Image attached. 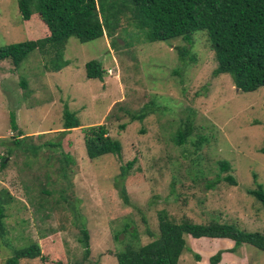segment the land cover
<instances>
[{
	"label": "rangeland",
	"instance_id": "374dc122",
	"mask_svg": "<svg viewBox=\"0 0 264 264\" xmlns=\"http://www.w3.org/2000/svg\"><path fill=\"white\" fill-rule=\"evenodd\" d=\"M123 22L115 39L70 38L65 51L70 65L59 72L45 71L38 52L17 68L0 61V202L6 232L0 237V264H8L14 249L45 244L42 238L54 231L69 264H118L116 254L126 244L145 245L158 236L160 211L179 224L218 222L264 234V207L248 193L264 187V87L240 92L229 75L214 76L217 62L203 32L193 36L182 61L178 48L188 46L182 39L149 42L145 31ZM45 36L39 23L22 22L18 0H0V48ZM93 60L106 70L103 81L87 78L86 64ZM65 105L82 126L62 134ZM144 111L145 119L132 121ZM188 121L192 135L177 145L176 135ZM103 124L122 143L121 159L88 158L82 128ZM20 137L26 139L17 146ZM67 154L74 163L61 172ZM133 160L121 178V166ZM221 161L230 163L229 172ZM227 175L236 185L221 180L210 188ZM123 186L130 205L122 199ZM83 225L90 237L88 258ZM184 238L179 264H209L227 250L233 251L224 253L220 264H264V252L249 244Z\"/></svg>",
	"mask_w": 264,
	"mask_h": 264
},
{
	"label": "trees",
	"instance_id": "16d2710c",
	"mask_svg": "<svg viewBox=\"0 0 264 264\" xmlns=\"http://www.w3.org/2000/svg\"><path fill=\"white\" fill-rule=\"evenodd\" d=\"M18 8L24 24L39 23L40 30L47 36L36 40H26L0 48V61L10 60L17 68L33 53H39L44 59L47 72H59L70 65L65 58L67 43L74 37L81 43H88L103 37L115 39L117 33L128 19L130 24L145 31L149 42H165L182 39L188 46L180 47L179 57L186 60L193 36L198 32L207 35L210 48L215 54L217 67L214 76L229 75L234 86L240 92L250 93L264 87V0H18ZM41 20V21H40ZM43 24L45 26H43ZM48 29V30H47ZM48 31V32H47ZM31 34V33H30ZM29 34V35H30ZM28 35V36H29ZM33 35V34H31ZM30 35V36H31ZM116 42H114L115 45ZM87 78L103 81L106 74L104 66L93 60L86 64ZM180 74L179 70L175 71ZM28 87L25 79L21 82ZM147 112L131 116L132 121L143 120ZM13 129L19 131L12 117ZM82 126L77 113L70 111L67 105L63 112L62 134H67ZM178 131L175 142L183 145L192 135L191 121L184 123ZM126 127L121 126L124 130ZM88 158L94 161L106 155L122 158L123 146L119 140L109 136L107 127L95 125L82 128ZM22 136V134H21ZM24 137L16 138L15 145L20 146ZM0 139V144H2ZM51 146L60 147L51 143ZM264 154V146L260 149ZM7 157H3L1 168L6 167ZM74 163L73 158L65 155L61 172L67 165ZM135 160L121 166L122 176L134 166ZM224 172L231 170L228 161L220 162ZM221 180L236 185L232 175L212 182L211 187ZM264 207V187L258 185L249 190ZM122 199L130 205L125 186L121 189ZM4 202H0V237L6 232L2 225ZM129 227V226H128ZM128 227L126 230H129ZM130 228V227H129ZM158 236L145 245L134 246L131 243L116 254L118 264H179L186 247V234L193 238L230 239L235 245L249 244L264 252V234L246 232L234 225L218 222L194 223L185 219L180 224L171 219L166 211L158 214ZM151 237L155 235L148 231ZM131 235L138 240L137 233ZM89 231L82 226L81 243L85 248V258L91 253ZM45 244L33 243L27 247L14 249L8 264H20L23 259H40L42 264H69V258L63 247L59 232L42 238ZM220 251L210 258L209 264H220L226 252ZM198 259L199 256H196Z\"/></svg>",
	"mask_w": 264,
	"mask_h": 264
},
{
	"label": "crops",
	"instance_id": "0c3cea01",
	"mask_svg": "<svg viewBox=\"0 0 264 264\" xmlns=\"http://www.w3.org/2000/svg\"><path fill=\"white\" fill-rule=\"evenodd\" d=\"M196 239V238H195ZM199 239H202V238H199ZM205 239H209V238H205Z\"/></svg>",
	"mask_w": 264,
	"mask_h": 264
}]
</instances>
